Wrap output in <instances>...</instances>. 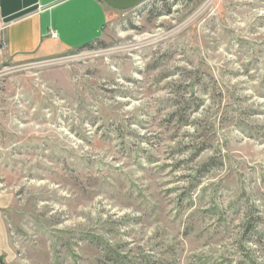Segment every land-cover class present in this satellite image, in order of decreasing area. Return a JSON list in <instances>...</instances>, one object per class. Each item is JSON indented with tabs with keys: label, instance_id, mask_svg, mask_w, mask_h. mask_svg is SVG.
<instances>
[{
	"label": "rangeland",
	"instance_id": "1",
	"mask_svg": "<svg viewBox=\"0 0 264 264\" xmlns=\"http://www.w3.org/2000/svg\"><path fill=\"white\" fill-rule=\"evenodd\" d=\"M104 5L0 68V264H264V0Z\"/></svg>",
	"mask_w": 264,
	"mask_h": 264
},
{
	"label": "crops",
	"instance_id": "2",
	"mask_svg": "<svg viewBox=\"0 0 264 264\" xmlns=\"http://www.w3.org/2000/svg\"><path fill=\"white\" fill-rule=\"evenodd\" d=\"M108 18L102 0H0V68L94 44Z\"/></svg>",
	"mask_w": 264,
	"mask_h": 264
},
{
	"label": "water",
	"instance_id": "3",
	"mask_svg": "<svg viewBox=\"0 0 264 264\" xmlns=\"http://www.w3.org/2000/svg\"><path fill=\"white\" fill-rule=\"evenodd\" d=\"M105 4L113 9L126 11L136 8L149 0H102Z\"/></svg>",
	"mask_w": 264,
	"mask_h": 264
},
{
	"label": "trees",
	"instance_id": "4",
	"mask_svg": "<svg viewBox=\"0 0 264 264\" xmlns=\"http://www.w3.org/2000/svg\"><path fill=\"white\" fill-rule=\"evenodd\" d=\"M90 46H91V45H87V46L84 45L83 48H88V47H90ZM83 48H80V49H83Z\"/></svg>",
	"mask_w": 264,
	"mask_h": 264
}]
</instances>
